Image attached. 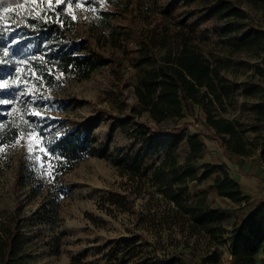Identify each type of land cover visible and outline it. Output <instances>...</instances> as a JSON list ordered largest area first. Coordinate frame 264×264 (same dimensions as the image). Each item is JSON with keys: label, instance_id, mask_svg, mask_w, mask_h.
Listing matches in <instances>:
<instances>
[{"label": "rangeland", "instance_id": "obj_1", "mask_svg": "<svg viewBox=\"0 0 264 264\" xmlns=\"http://www.w3.org/2000/svg\"><path fill=\"white\" fill-rule=\"evenodd\" d=\"M174 2L178 3L177 14L198 21L197 43L221 67L218 81L223 105H216L213 112L232 119L253 146L252 155L230 152V160L236 169L238 164L241 171L261 180L254 195L243 191L248 198L233 201L218 194L214 173L192 182L189 198L193 200L206 193L208 200L226 214L229 231L251 208L264 204L260 139L264 124L257 118L258 109L264 105V10L251 2L242 4L247 13L235 12L234 8L230 9L231 4L221 13L212 7L198 8V0H134L124 14L112 18L111 25H105L94 20L99 17L97 11L85 10L83 5L79 9L68 6L79 21L74 32L76 40H86V48L80 54L97 50L112 56L116 62L99 66L82 79L73 74L61 76L59 72L57 83L43 89L41 94L32 87L26 89L32 100L50 97L39 100L41 107L47 105L42 113L46 119H36L34 126L44 136L41 149L48 148L58 157L53 149L56 140L69 130L93 121L92 135L97 140L71 170L61 173L56 167L51 178L23 146L8 147L6 156L0 154V231L11 227L17 216L20 218L21 237L15 251L21 257L19 264H111L110 255H115L117 249L124 251L128 264H231L228 243H222L218 253L211 254L197 242L185 250L191 260L175 259L169 263L168 259L184 250L183 243L176 245L165 240L164 249L156 248L151 229L139 225L141 216L166 204L149 203V195L131 193L138 188L134 170L140 163L150 166L158 162L175 139H178L179 160L183 162L189 149L188 137L200 133L211 135L202 125L204 108L201 112L199 105L186 106L183 117L168 119L157 126L171 130L185 125L178 134H156L161 145V152L157 153L136 143L129 119L123 118L130 113V105L138 102L135 85L139 54L136 52L143 32L161 21L164 9ZM39 3V0L26 2L22 9L40 11ZM34 76L33 73L31 77ZM37 111L32 104L28 108V114ZM140 119L150 120V116L145 114ZM38 140L34 134L30 142L35 144ZM52 163L57 166V159ZM203 164L201 159L199 173L204 169ZM129 193L131 197L126 196ZM256 259L257 264H264L263 248Z\"/></svg>", "mask_w": 264, "mask_h": 264}, {"label": "trees", "instance_id": "obj_2", "mask_svg": "<svg viewBox=\"0 0 264 264\" xmlns=\"http://www.w3.org/2000/svg\"><path fill=\"white\" fill-rule=\"evenodd\" d=\"M145 1V0H143ZM134 0H108L103 8L94 4L99 17L94 19L111 25V19L124 14ZM251 2L264 10V0H198V8H214L221 13L231 4L235 12L247 13L242 4ZM107 5V7H105ZM39 10L23 11V4L15 0H0V49L9 46L12 55L6 64H0V80L10 85L19 83L20 88L11 87L0 91V99L12 100L16 94L29 87L38 90L54 86L56 74H73L82 79L88 77L99 66L115 63L112 56L93 50V53L80 54L86 48L83 40L78 42L74 36L79 21L72 19L67 9L63 15L58 11L63 5L51 6L39 3ZM56 9V11L52 10ZM178 3L164 9V17L153 27L143 32L137 49L139 54L138 79L135 85L137 104L130 105L128 118L136 143L148 146L157 153L161 145L156 134H178L183 127L168 130L157 126L171 118L184 116L186 106L201 105L206 114L203 125L211 136L218 140L225 155L235 153L252 155L253 146L245 139L243 132L228 117L214 113L217 106L223 105V95L218 81L221 67L209 59L197 43L198 21L176 13ZM99 26V24H96ZM9 26L10 32L4 31ZM119 39V38H118ZM116 39V40H118ZM13 40L19 43L12 45ZM0 51V59H3ZM51 71L52 75H49ZM35 74L32 78L31 75ZM43 76V79L38 77ZM251 94V90L248 92ZM25 103L0 105V143L7 144L15 133L27 129L25 121L36 126V117L28 114L31 96L21 97ZM257 118L264 124V105L257 111ZM108 114V113H107ZM148 114L150 120L140 118ZM115 117V116H113ZM95 124L87 123L69 130L58 138L53 147L60 157L57 170L65 173L83 159L96 142L92 135ZM261 139V159L264 162V134ZM189 149L185 160H179L178 139L170 142L162 158L147 166L140 163L135 172L138 188L131 193L148 196V202L164 201V208L155 209L141 216L139 225L151 229L156 238L155 247L165 248V240L176 245L183 243L184 250L172 259L191 260L185 250L201 243L207 253L217 254L222 243H228L232 254L231 264H257V253L264 249V204L247 213L241 221H236L229 231L225 225L226 214L215 207L208 195L203 193L191 200L190 184L201 181L216 173L214 187L221 197L233 201H243L245 194L240 183L235 180L225 164L206 162L201 173L198 171L206 145L198 135L187 139ZM137 191V192H136ZM131 197V194L126 195ZM22 222L17 216L11 227L0 231V264H19L20 255H15L19 247ZM226 234L227 237H226ZM178 236H181L180 240ZM145 242L148 239H144ZM141 250V246H138ZM110 255L111 264H128L129 259L121 249ZM167 261V263H168Z\"/></svg>", "mask_w": 264, "mask_h": 264}, {"label": "snow or ice", "instance_id": "obj_3", "mask_svg": "<svg viewBox=\"0 0 264 264\" xmlns=\"http://www.w3.org/2000/svg\"><path fill=\"white\" fill-rule=\"evenodd\" d=\"M15 2L19 4H24L26 2L35 3L37 2V0H15ZM39 2L46 3L47 5H49L50 8L53 2L57 6L63 5V8H61L58 11V15H63L64 11L67 9L68 6H73L74 8L79 9L83 5L85 10H91L95 12L97 11V8L93 7L94 4L98 5V7L100 8H103L104 5L108 2V0H39ZM52 10L56 11V9H52ZM76 18H77L76 14L73 13L72 19L75 20ZM4 31L10 32L9 26H5ZM11 43L12 45H15V44H18L19 41L13 40ZM0 51H2L3 57H4L3 59H0V64L8 63L9 61L7 60V57L12 55V53L10 52V47L3 46L2 49H0ZM48 74L52 75L51 71H49ZM60 75L62 76L63 73H60ZM43 78H44L43 76L38 77V79H43ZM56 79H59V76H57ZM11 87L20 88L21 85L19 83L10 85L7 80H0V91L8 90ZM29 94H30L29 90L18 92L15 98L12 100L0 99V105L7 106V105L14 104V103H25V101L21 100V97L27 96ZM41 99L49 100L50 97L41 96L37 99L31 100V104L34 107L38 108L39 111L35 113H31L30 115H34L36 119L44 120L46 119V117H44L42 113L47 110V105H45L44 107H41L39 104V100ZM25 123L28 125L27 129L15 133L14 139L12 141H9L7 144L0 143V154H3L4 156H6L7 155L6 149L8 147L15 148L17 146H23L25 147L26 151L29 154H31L32 159L36 162H39V166L44 170V174L48 175L51 178L52 173L55 172L56 170V165L52 163V160L60 159V157L54 156V154H52L51 150L48 148L41 149L39 145L44 140L43 134L34 127L32 121H25ZM34 134L39 137V140L35 144L30 142ZM22 139L24 140L23 145H21ZM41 152L43 153L42 155L37 154Z\"/></svg>", "mask_w": 264, "mask_h": 264}, {"label": "crops", "instance_id": "obj_4", "mask_svg": "<svg viewBox=\"0 0 264 264\" xmlns=\"http://www.w3.org/2000/svg\"><path fill=\"white\" fill-rule=\"evenodd\" d=\"M199 106L201 107V112H203V107L201 105ZM206 117V114L203 115L202 120L206 121ZM198 136L204 141L206 145V149L202 158L203 163L209 162L215 164H225L231 176L240 183L242 190L249 195H254L257 192V186H259V182H261L260 178H257L241 171V168L238 164H236V169L232 164L233 162H231L230 160V153L228 157L225 155V150L221 148L217 139L213 138L211 135L206 136L201 133ZM255 207L256 206L251 208L247 213H249ZM247 213L244 216H246ZM243 217H240L237 221H241Z\"/></svg>", "mask_w": 264, "mask_h": 264}]
</instances>
